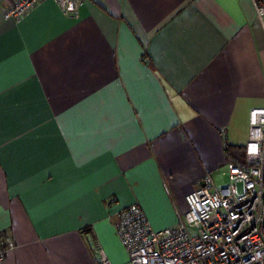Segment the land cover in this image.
Here are the masks:
<instances>
[{
    "label": "crops",
    "instance_id": "0c3cea01",
    "mask_svg": "<svg viewBox=\"0 0 264 264\" xmlns=\"http://www.w3.org/2000/svg\"><path fill=\"white\" fill-rule=\"evenodd\" d=\"M83 1L6 20L0 0L3 264L128 263L120 212L175 227L207 176L220 188L245 162L264 108L253 0Z\"/></svg>",
    "mask_w": 264,
    "mask_h": 264
},
{
    "label": "built area",
    "instance_id": "2783aa9c",
    "mask_svg": "<svg viewBox=\"0 0 264 264\" xmlns=\"http://www.w3.org/2000/svg\"><path fill=\"white\" fill-rule=\"evenodd\" d=\"M45 0H15L6 20H21ZM65 17L77 18L83 0H55ZM264 30V0H253ZM245 162L230 168V183L217 188L209 175L189 193L187 210L175 227L155 230L134 204L119 214L117 232L126 264H264V108L251 110ZM240 185L242 188L240 189ZM14 243L0 245L3 264ZM97 264H112L99 250Z\"/></svg>",
    "mask_w": 264,
    "mask_h": 264
},
{
    "label": "rangeland",
    "instance_id": "374dc122",
    "mask_svg": "<svg viewBox=\"0 0 264 264\" xmlns=\"http://www.w3.org/2000/svg\"><path fill=\"white\" fill-rule=\"evenodd\" d=\"M229 183H230V180L229 181L222 180V181L219 182V184H217V186L222 187V186H225V185H227ZM239 187L241 189L242 188V185H240Z\"/></svg>",
    "mask_w": 264,
    "mask_h": 264
},
{
    "label": "trees",
    "instance_id": "16d2710c",
    "mask_svg": "<svg viewBox=\"0 0 264 264\" xmlns=\"http://www.w3.org/2000/svg\"><path fill=\"white\" fill-rule=\"evenodd\" d=\"M227 151L230 152L231 149H230V148H227ZM235 158H236L238 161H241L243 158H245V155H243V154H237Z\"/></svg>",
    "mask_w": 264,
    "mask_h": 264
}]
</instances>
